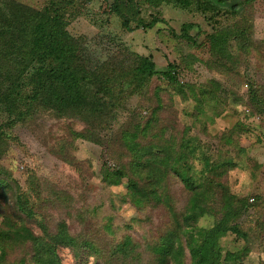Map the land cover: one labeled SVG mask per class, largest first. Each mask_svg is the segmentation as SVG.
<instances>
[{
  "label": "rangeland",
  "instance_id": "1",
  "mask_svg": "<svg viewBox=\"0 0 264 264\" xmlns=\"http://www.w3.org/2000/svg\"><path fill=\"white\" fill-rule=\"evenodd\" d=\"M12 1L33 10H47L50 1L56 2L62 7L66 40L84 45L92 58L107 59L112 68L122 60L118 69L132 65L140 55L151 56L160 67L181 57L196 58V48L177 34L182 24L192 22L190 33H199L202 39L212 25L195 12L194 5L184 8L164 3L161 13L165 21L152 29L134 28L136 22H132L133 29L127 30L122 18L109 11L112 0H89L83 10H79L78 0ZM248 11L257 46L240 64V74L214 59L189 58L179 60L176 84L154 76L142 90H133L123 76L126 83L112 85L113 95L107 99L106 116L98 132L102 143L82 138L71 143L69 154L76 158L75 166L64 162L54 150L61 142L70 143L73 130L83 129V122L41 109L23 122L13 123L0 108V126L9 144L0 157V178L10 182L9 187H0V229L3 214L13 221L22 219L20 223L25 222L35 233L41 232L37 220L47 221L54 232L85 233L91 247V242L73 248L57 246L60 264H159L153 248L165 236L174 235L179 238L175 246L186 254L183 264H191L188 242L198 241L219 222L226 207L239 208L247 201L235 222L248 237L228 232L218 238L217 245L223 253H245L243 264H264V109L249 94L252 84L264 98V0H256ZM144 15L149 18L148 12ZM107 74L115 73L107 69ZM213 80L218 88L209 93ZM138 121L150 124L153 130H158L156 121L168 124L166 136L175 149L174 157L180 159H171L157 189L150 188L147 196L131 197L129 178H137L132 174L124 138ZM105 164H122L128 175L119 184L109 185L103 180ZM176 166L207 196L202 203L206 211L192 226L183 218L194 190L174 172ZM18 194L35 215L21 212ZM8 244L10 252L4 260L0 258V264L35 263L29 245Z\"/></svg>",
  "mask_w": 264,
  "mask_h": 264
},
{
  "label": "trees",
  "instance_id": "2",
  "mask_svg": "<svg viewBox=\"0 0 264 264\" xmlns=\"http://www.w3.org/2000/svg\"><path fill=\"white\" fill-rule=\"evenodd\" d=\"M68 2L69 0H65ZM79 10H83L89 0H78ZM256 0H112L109 11L122 18V26L127 30L134 28L152 29L158 23L165 21L161 7L164 3H173L180 7L189 8L194 5L195 12L201 14L211 22V30L206 32L202 39L199 33L193 35L190 30L194 23L182 24L181 33L177 37L185 40L196 48L194 56L181 57L179 60L192 58L198 61L214 59L227 69L239 72L242 64L255 44L253 17L249 14V7ZM51 2V3H50ZM47 10H33L30 7L12 0H0V108L8 112L10 122H23L29 116L35 115L41 109L49 110L57 117L76 118L84 123L81 130H73V138L61 142L54 153L69 165H77V160L69 154L71 143L79 138L101 144L98 136L105 119V106L108 98L112 97V85H121L123 76L133 86V90H142L151 78L160 76L170 83H178L180 62L169 61L160 67L151 56H138L132 65H124L118 69L112 68L107 59L92 58L84 45L70 43L66 40L64 20L57 6L50 1ZM191 10V8L189 9ZM149 13V18L144 14ZM223 17L225 23L220 22ZM171 32L176 35L175 30ZM91 56V57H89ZM134 63V64H133ZM107 69L114 71L109 76ZM212 84V82H211ZM217 87L213 80L209 93ZM218 88V87H217ZM28 89V90H27ZM250 84V98L264 109V98L258 94ZM112 93V94H111ZM208 93V92H207ZM117 102H119L117 100ZM158 130L151 125L135 122L133 131H127L124 138L125 145L131 154L130 166L135 178H129L131 197L135 195L147 196L150 188L157 189L163 173L167 171L175 149L167 138L168 124L156 121ZM149 141V144H145ZM69 143V144H68ZM7 136L0 126V157L8 149ZM147 145V146H146ZM186 187L193 189L189 212L184 215L183 221L187 226L196 223L206 211L203 207V197L206 194L197 190L196 185L186 172L173 167ZM103 180L109 185H117L128 173L123 165H104ZM161 173V174H160ZM10 182L0 178V187H9ZM19 209L26 215H35L26 205L23 195L18 194ZM240 204V203H239ZM247 201L239 208L231 205L223 210L222 217L214 226L208 228L198 241L188 242L191 264H222V262H237L243 264L244 254L232 251L223 253L218 244V238L232 232L240 238H247L248 233L243 231L238 222H235L241 208H246ZM3 228L0 229V258L9 254L10 244L29 245L32 249L34 264H60L56 259L57 246L75 247L78 244L86 245L91 242L85 233L78 236L70 235L66 230L57 232L47 221L37 220L41 232L35 233L25 222L13 221V217L3 215ZM18 218V217H15ZM14 218V219H15ZM63 222L58 223V227ZM179 238L165 236L153 249L158 256L159 264H183L185 252L176 247ZM92 246V242L89 247ZM168 259V260H167Z\"/></svg>",
  "mask_w": 264,
  "mask_h": 264
}]
</instances>
